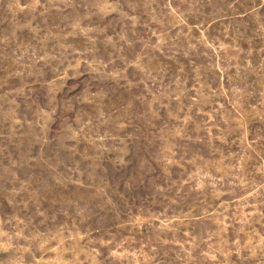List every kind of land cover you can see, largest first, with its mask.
<instances>
[{"label":"rangeland","instance_id":"374dc122","mask_svg":"<svg viewBox=\"0 0 264 264\" xmlns=\"http://www.w3.org/2000/svg\"><path fill=\"white\" fill-rule=\"evenodd\" d=\"M0 264H264V0H0Z\"/></svg>","mask_w":264,"mask_h":264}]
</instances>
